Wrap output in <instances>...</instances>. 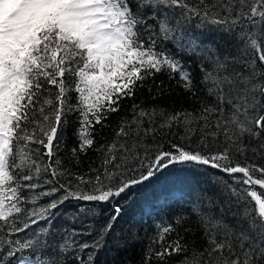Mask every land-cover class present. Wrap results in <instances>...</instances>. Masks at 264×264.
Wrapping results in <instances>:
<instances>
[{"label":"trees","instance_id":"obj_1","mask_svg":"<svg viewBox=\"0 0 264 264\" xmlns=\"http://www.w3.org/2000/svg\"><path fill=\"white\" fill-rule=\"evenodd\" d=\"M115 1L153 59L119 91L55 26L28 52L0 264H264V0Z\"/></svg>","mask_w":264,"mask_h":264},{"label":"rangeland","instance_id":"obj_2","mask_svg":"<svg viewBox=\"0 0 264 264\" xmlns=\"http://www.w3.org/2000/svg\"><path fill=\"white\" fill-rule=\"evenodd\" d=\"M125 15L126 10L115 0H0L1 216L10 211L5 161L11 123L26 86L24 66L37 34L47 26H55L62 36L72 39L86 52L87 63L79 74L78 87L88 102H96L122 89L135 68L153 62L149 55L131 47ZM166 162L196 163L194 158L184 156L170 157ZM163 164L157 162L155 172ZM252 197L264 218V200L254 192ZM19 264L40 263L22 259Z\"/></svg>","mask_w":264,"mask_h":264}]
</instances>
